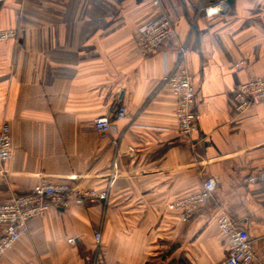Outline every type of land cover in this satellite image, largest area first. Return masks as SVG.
<instances>
[{"label": "crops", "instance_id": "obj_1", "mask_svg": "<svg viewBox=\"0 0 264 264\" xmlns=\"http://www.w3.org/2000/svg\"><path fill=\"white\" fill-rule=\"evenodd\" d=\"M0 0V203L42 181L107 191L106 199L51 207L0 264H218L226 212L248 230L264 264V100L238 109L237 87L264 77V0ZM167 15L176 36L144 56L140 28ZM187 47L198 130L179 133L177 97L164 75ZM124 106L125 115L118 109ZM109 115L114 132L95 119ZM116 140V141H115ZM214 178L209 199L184 219L173 204ZM101 232V241L95 232Z\"/></svg>", "mask_w": 264, "mask_h": 264}, {"label": "built area", "instance_id": "obj_2", "mask_svg": "<svg viewBox=\"0 0 264 264\" xmlns=\"http://www.w3.org/2000/svg\"><path fill=\"white\" fill-rule=\"evenodd\" d=\"M161 0H153L159 5ZM231 7L229 0H212L205 6L207 15L225 13ZM17 31L0 29V40L15 37ZM176 31L171 19L161 15L143 25L136 38V46L140 53L147 56L157 50L168 38H174ZM187 47L180 46L178 64L173 71L164 75V82L171 86L177 97L176 116L179 133L190 137L198 130L197 121V89L192 77L185 67ZM238 109L244 110L255 101L264 100V77H251L241 83L236 91ZM120 117L125 115V107L118 109ZM95 128L101 135L114 132V124L109 115H101L95 119ZM116 141V140H115ZM14 144L7 123L0 131V162L8 161L13 154ZM264 175V165L258 167L248 176L250 182H255ZM215 180L209 177L203 181L201 189L176 201L173 205L180 208L184 219L190 218L194 211L212 195ZM107 191L85 189L78 184L51 183L42 181L34 189L25 194H14L5 202L0 203V256L27 231L31 220L42 216L51 207L66 208L71 202L82 203L86 200L106 199ZM217 224L220 230L228 235V252L224 260L218 264H253L255 254L248 230L237 225L226 213L221 212ZM95 240L99 244L101 232H95Z\"/></svg>", "mask_w": 264, "mask_h": 264}, {"label": "water", "instance_id": "obj_3", "mask_svg": "<svg viewBox=\"0 0 264 264\" xmlns=\"http://www.w3.org/2000/svg\"><path fill=\"white\" fill-rule=\"evenodd\" d=\"M234 0H229L230 3H233Z\"/></svg>", "mask_w": 264, "mask_h": 264}]
</instances>
